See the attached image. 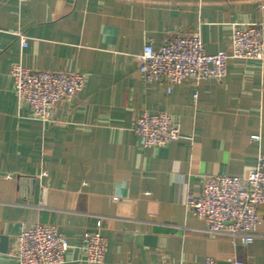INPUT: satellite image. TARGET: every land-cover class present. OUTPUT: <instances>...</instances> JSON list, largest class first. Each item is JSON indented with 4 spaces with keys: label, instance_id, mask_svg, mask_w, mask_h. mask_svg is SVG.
<instances>
[{
    "label": "crops",
    "instance_id": "obj_1",
    "mask_svg": "<svg viewBox=\"0 0 264 264\" xmlns=\"http://www.w3.org/2000/svg\"><path fill=\"white\" fill-rule=\"evenodd\" d=\"M260 22L264 0H0V264H19L17 237L38 223L69 241L63 264H88L86 231L107 240L104 264H264V224L236 245L190 207L207 177L244 176L264 154V63L231 60L223 81L169 91L138 58L177 33L200 34L215 54ZM16 63L87 82L44 123L19 104ZM161 112L182 136L146 149L133 124Z\"/></svg>",
    "mask_w": 264,
    "mask_h": 264
},
{
    "label": "built area",
    "instance_id": "obj_2",
    "mask_svg": "<svg viewBox=\"0 0 264 264\" xmlns=\"http://www.w3.org/2000/svg\"><path fill=\"white\" fill-rule=\"evenodd\" d=\"M26 46V42H23ZM139 58V73L151 83H162L171 91L176 85L190 83L196 87L208 81H223L231 60L264 63V22L238 26L233 30L228 50L209 54L198 33H177L159 48L147 44ZM10 75L21 106H28L34 118L51 122L56 106L71 101L86 85L80 72L39 70L21 63L12 65ZM140 145L146 149L164 148L181 138V127L165 112L144 113L133 124ZM260 134L252 141L260 142ZM264 154L244 176L218 174L207 177L190 207L205 222L206 230L224 235L238 245L255 241L264 217ZM82 249L88 264H104L108 243L100 231H86ZM70 249L69 241L57 227L47 224L23 226L17 237L15 256L19 264H63ZM205 264H218L208 259ZM229 264H243L232 260Z\"/></svg>",
    "mask_w": 264,
    "mask_h": 264
}]
</instances>
